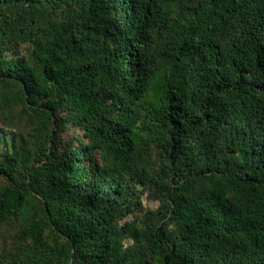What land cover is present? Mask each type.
<instances>
[{
	"label": "trees",
	"instance_id": "16d2710c",
	"mask_svg": "<svg viewBox=\"0 0 264 264\" xmlns=\"http://www.w3.org/2000/svg\"><path fill=\"white\" fill-rule=\"evenodd\" d=\"M0 115V264H264V0H0Z\"/></svg>",
	"mask_w": 264,
	"mask_h": 264
},
{
	"label": "rangeland",
	"instance_id": "374dc122",
	"mask_svg": "<svg viewBox=\"0 0 264 264\" xmlns=\"http://www.w3.org/2000/svg\"><path fill=\"white\" fill-rule=\"evenodd\" d=\"M18 56L20 57H28L29 54V47L24 45L22 46L19 51H18ZM13 55H10L9 57L11 58ZM15 130L12 128H9L8 125H6L2 117L0 115V151L7 150L10 148V140L12 138V134ZM80 132L71 126H67L65 128V131L60 133L59 135V140H60V149L65 147V143L72 138L75 135H79ZM159 150L154 149V154H153V159L158 162V155ZM137 196L139 197L140 200V207L130 214L128 217L123 219L121 222L125 221H135L136 224H140L142 221L147 218L150 219L152 224H158L159 220L162 218V215H159L157 212L160 208H162L165 204V200H157L154 199V192L151 189L148 188H142V186H138L137 189ZM145 220V221H146ZM131 242L130 240H125V243ZM11 243H12V233H11V228L6 227L3 228L1 235H0V249L3 250H8L11 248ZM145 264H152L149 261L146 262Z\"/></svg>",
	"mask_w": 264,
	"mask_h": 264
}]
</instances>
